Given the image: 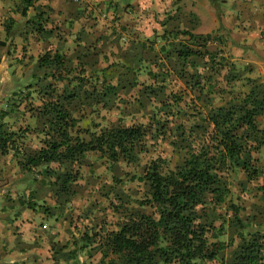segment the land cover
<instances>
[{"label": "trees", "instance_id": "1", "mask_svg": "<svg viewBox=\"0 0 264 264\" xmlns=\"http://www.w3.org/2000/svg\"><path fill=\"white\" fill-rule=\"evenodd\" d=\"M33 3L23 1L24 17ZM67 3L76 11L84 10L81 0ZM14 23L11 20L8 34ZM27 23L44 36L52 19L40 10ZM73 26L69 22L70 31ZM145 40L137 54L135 50L131 56L117 53L113 63L101 70H88L83 55L70 58L48 52L39 57L34 83L21 92L27 102L32 99L28 106L34 128L10 131L4 123L7 112L0 114V159L12 156L21 173L17 184L34 182L27 187L29 198L21 190L17 200L34 210L43 190L51 188L66 197L61 198L63 209L70 202L67 198L78 193L83 177L80 168L89 156L112 172L122 163L138 170V158L150 156L142 171L127 180L144 185V197L132 200L135 205L131 207L125 193L112 200L103 186L101 197L106 198L107 210L117 216L116 221L112 228L107 229L104 222L84 231L72 243L70 257L76 259L78 253L96 248L102 264H224L223 255L235 242L224 240L229 217L235 220L240 242L228 264H264V232L253 221L242 219L244 209L231 183L243 174L248 192V186L259 182L264 172L259 157L264 150V85L238 69L225 53L222 37L169 28L164 35ZM170 54L182 62L180 72L164 67ZM116 67L126 74L117 84L108 77ZM145 76L153 84L140 80ZM181 81L186 85H179ZM127 84L133 94L144 88L142 95L156 98L153 113L146 122L135 120L127 126L122 121L126 113H117V125H112L100 111L109 108ZM205 98L207 106L200 105ZM139 100L131 99L134 107ZM35 101L40 102L38 107ZM12 105L18 110L21 103ZM31 133L40 139L36 149L29 145ZM161 144L179 154L180 161L174 164V159L164 157L158 151ZM112 178L115 190L122 186L116 175ZM17 200H4L11 212ZM42 209L52 216L46 206Z\"/></svg>", "mask_w": 264, "mask_h": 264}, {"label": "crops", "instance_id": "2", "mask_svg": "<svg viewBox=\"0 0 264 264\" xmlns=\"http://www.w3.org/2000/svg\"><path fill=\"white\" fill-rule=\"evenodd\" d=\"M44 1L49 4L53 2L52 9L58 10L54 12L53 9L50 13L52 23L46 27L49 31L47 35L40 36L36 31L31 30L33 29L32 24L31 29L29 24L26 26L27 29L19 31L17 35L14 34V31L8 34L6 29L11 19L7 25H5V21L1 22L4 28H1L0 41L5 42V45L0 46V92H2V98L6 100H1V102H5L9 108L5 113L8 117L4 118L6 124H9L7 119L11 118L12 114L23 110L26 105L32 102V99L27 102L23 97L26 86L21 88V82L26 77L22 76L25 72V65L31 64L29 69L32 72L28 78L35 80L33 71L37 70L39 57L45 53H61L70 58L83 55L82 63L87 66L88 70L96 68L101 70L113 63V55L123 53L131 56L134 50L137 54L138 47L145 45V38L164 35L169 28H186L196 34L213 35L217 30L218 15L220 14L214 9L215 4L213 5L212 0H209L210 3L199 0H81L84 5L83 11L72 9L67 0H42V2ZM234 2L235 11L240 15L235 17L232 13L226 16L222 14L223 24L219 30L232 32L233 30L230 29L236 28L238 33L233 34V37H236L233 45L225 47L223 44L224 50L236 55L237 61L240 60L245 64L243 68L237 65L240 71L264 85V0H234ZM57 4L59 7H54ZM35 8L34 16L40 12L38 6ZM49 10L51 11V9ZM28 14L32 13L28 12ZM231 15L233 17L229 18ZM34 16L28 17L27 15V22L34 19ZM170 17L172 19H169ZM238 17L241 18L238 19ZM167 20L170 22L167 23ZM72 21L74 26L70 31L68 26ZM138 37L141 39H134ZM222 39L226 40L224 37ZM25 50L28 52L26 53ZM86 53L88 57H86ZM235 60L233 59L236 63ZM19 86L21 87L16 88ZM22 91L23 93H21ZM13 102L21 103L18 110L12 105ZM35 105L38 107L40 102L35 101ZM12 108L14 111L10 112ZM30 120L32 121L31 116L27 115L25 118L27 125L23 127L20 125L21 122L17 128H8L15 132L21 128L33 129L35 125L31 126ZM33 135L31 133V136ZM29 142L31 141L29 140ZM35 144L38 146L30 145L32 149L40 146L39 138L35 140ZM259 181L264 182V172ZM19 191L21 189H16V193ZM30 191L27 189L23 192L27 199L30 196ZM43 191L44 194L42 193L37 201H41L45 206L49 195L45 190ZM6 197L12 198L10 195ZM23 205L24 201L19 203L18 200L13 204V209L19 211L15 214L17 221L14 223L11 218L6 223L5 219L12 216V212L9 209L10 205L7 202L3 203V209L7 211L3 210L5 215L2 217L3 219L0 218L2 236L0 249L2 253L5 256L17 258L11 261L13 264H26L29 260H32L33 264H67L72 258L70 252L74 249L70 244L71 229L66 228L69 237L67 235L68 238L63 239L64 233L60 228H57L63 223L61 220L48 218V213L44 209L35 212L37 214L35 215L29 211L31 209L26 210ZM9 213L11 214L8 215ZM35 216L43 219V223L37 225L34 222ZM49 220L54 221L51 228L53 227L56 231L50 230L46 223ZM83 255V252L77 254L76 264H79ZM62 256L64 258L61 260Z\"/></svg>", "mask_w": 264, "mask_h": 264}, {"label": "rangeland", "instance_id": "3", "mask_svg": "<svg viewBox=\"0 0 264 264\" xmlns=\"http://www.w3.org/2000/svg\"><path fill=\"white\" fill-rule=\"evenodd\" d=\"M58 1H61V0H58ZM199 1L200 2L207 1L208 3H210L209 0H199ZM212 2H213V5L215 4V8L214 7L213 8L217 12L220 13L218 15V26L216 28L217 30H215L214 32L215 34L213 35L216 37H224L227 41L223 39V44H225V47H227V45L229 47L233 45V41L236 38V37H233V34H236L238 32H236L237 31L236 28L230 29V30H233L232 32L223 31V29L219 30L221 29V26L223 24V21L221 20V18L223 15L226 16L229 13H232L233 15H235V17H237L238 15H240V13H237L235 11L234 0H212ZM52 3L49 4L46 1L42 2V0H34L33 8L29 10V13L31 12L32 14L30 15L33 17L36 12L35 7L37 6L40 8L39 10H44L46 11V13H49V14L53 11V9H54V12L58 11L55 8L52 9ZM23 6H24L23 0H0V32L1 34H2L1 28L2 29L4 28V25H2L1 22L5 21V25H7L9 24L8 22L10 21V19L15 22L13 24L14 34L17 35L19 31L27 29L26 26L29 25L27 23V19L30 15L28 14V17H24L22 15L21 9L23 8ZM54 7L58 8L59 4H57ZM49 9H51V11ZM230 17H233V16L231 15L229 16V18ZM239 18L241 17H238V19ZM210 19L212 18L210 17ZM29 27L31 29V24ZM213 46L216 47V45H213ZM213 46L211 47V49L215 50L214 49L215 47L213 48ZM28 50H29V47H28ZM28 50L27 51L25 50V52L27 53ZM225 53L227 55H230L233 59H236L235 61L240 68H243L245 66V64L243 62H240V60L237 61L238 58L236 55L230 54L227 51H225ZM175 56L176 55L174 54H170V56L165 59L164 67L166 69H173V71L180 72L182 62L179 59H177V57ZM30 65L31 64L27 66L25 65V72L23 73L22 77L23 78L26 77V78H24L21 82L22 87L19 86L16 88H20V87L24 88L25 86L33 82L32 79L28 78L29 77L28 75L32 72V70L29 69ZM33 72L35 73L36 70ZM109 72H110L108 74L109 80H111L115 84H117L118 79L126 77L125 72H122L121 69H118V68L112 69ZM140 80H142L143 83H147L148 85L153 84L152 81L147 79V76L140 78ZM173 83L176 84V81H174ZM179 85H186V84L185 82L181 81L179 82ZM0 88H1V84H0ZM130 89H131L130 85L127 84V87L119 92L120 94L119 96L116 97V100L114 101V103L109 105V108L100 111L102 115H105L106 118L108 117V119L111 121L109 122L112 125H117V122H118L117 113H126L127 117L122 118L124 126L131 124L135 120L140 121V122H146L148 119V116L153 113V106L156 103V100H155L156 98L147 99L145 95H142L141 90H145L144 88L140 90L139 94H136V93L133 94L132 90ZM181 89H184V86ZM1 93L2 92H0V114L2 112H8V109H9L8 105L5 102H1V100L6 101L4 98H2ZM163 93H165L164 89H163ZM163 93H162V98H163ZM135 97L137 99L138 98L140 99L138 102L139 105H137V107L136 106L134 107L133 102L131 101V99ZM141 99H143L142 103H141ZM215 104H218V102H215ZM200 105L207 106L206 98L204 99V102H202ZM88 112L90 113V111ZM29 113H32V112L30 111V107L26 105L23 110H19L16 113L12 114L10 116L11 118L7 119V121L10 124V127L17 128L20 125H22L23 127L27 125L25 123V118L27 117V115H30ZM131 116H134V117L132 118ZM21 122L22 124L19 125V123ZM30 124H33V121L30 120ZM30 137H31L30 143L32 144V146H38L35 144V140H38V138L35 135L30 136ZM158 147H159L158 151L161 152L164 155V157H169V158L174 159V164L180 161L181 157L179 156V154L172 152V149L169 148L167 144H164V145L161 144ZM151 156H156V155L155 153H153L151 154ZM149 157L150 156H144L142 158L140 157L141 159L138 158V164L141 165L140 169L138 170L137 169L135 170L133 167H130L122 163L117 166L114 172H112L107 169V166L103 164L101 160L97 159L93 155L89 156L88 159H86V161L80 168V173L82 174L83 177L80 178V181L78 182V186L76 188L78 193L72 199L67 198V201L69 200L70 202L69 203L67 202V205L63 209H61V205H60L61 198H63L64 200L66 197H63L60 194H57L55 189L52 190L50 188L51 190L50 189L49 191L47 190L46 194L49 196H48V201L45 202V206L48 208V211L52 209L51 210L52 216L48 218H58L59 220L60 218H63L62 220L64 221L62 222L64 224L62 223L61 226L57 227V228H60L62 232L64 233L63 239H66L69 237L66 231L67 227L71 229L72 231V235L70 237V244L72 245V247H74L72 244L74 240L81 239L84 231L86 230L90 231V229L94 228L96 225H100L101 223L105 222L107 223L106 225L107 229L112 228L113 225L111 224L112 223L114 224L117 216L115 217L110 212V210H107L109 206H108V203L106 202V198L101 197L102 187L103 186L107 187L105 191L106 193H108L110 198H112V200L113 198H115L116 200V198L119 197L118 194L122 195V193H125V195L131 198V203H132L131 207H133V205L135 204L134 202H132V200L136 201L138 199H141L142 197H144L147 190L144 185H140L137 183H131L127 180L135 176L136 175L135 172L138 173L142 171L143 166L145 165ZM11 158H12L11 155H9L7 157L1 158V161H0V197H1L0 198V218L1 219H3L2 217L5 215V213L3 212V203L5 202L4 200H6V198H10L6 196L10 195L13 199L17 200L19 197H18V193H16V189L22 186L21 190L24 192L27 189L29 184L31 186L34 184V182L32 183V181L30 183L29 181H24L23 183L17 184L21 176H20V172L18 171V168L16 167L15 161H13ZM260 164L262 168L264 169V150L260 156ZM114 175H116V177L122 181V186L118 185V189L116 190L114 188L116 185V182L113 181V178H112ZM232 180H233V182H231L232 186L234 185V190H233L234 197L238 199L239 201L238 205H241V207H243L244 209V212L242 214V219L250 221V222L253 221L254 223L257 224V226H261V231L264 232V182L259 181V182L251 183L248 186L250 191L246 192L245 186L247 185L248 182L246 181L243 174ZM255 183H257L256 184L257 186L254 188ZM49 185H50V182H49ZM261 187H262V190L259 191V188ZM235 198H234V201H235ZM124 201H126V198H124ZM94 202H96L98 206L96 210H94V207H93ZM38 206L39 207L34 209L35 211L29 210V208L27 207H26V210H29L31 213H34L35 215H37L36 214L37 211L43 208L44 203H42L41 201L40 202L38 201ZM56 208H59V209H56ZM96 211L97 213H95ZM130 211L132 213H136L135 211L132 210V208L130 209ZM18 212L19 211L14 210L12 212V216L8 217V219H5L7 221L6 223H8V220L11 218L15 223V221L17 220L14 217H16L15 214H17ZM220 213L223 214L224 211L221 209ZM10 214L11 213H9L8 215ZM65 219H68V220H65ZM227 219L228 221H227L226 226L228 230L225 235L226 237H224V240L228 242H231L232 240H234L235 242H234V245L223 255L224 260H225L224 264H228L230 262L231 255H232L231 252L237 248L240 242L236 236L237 227H236L235 220L229 217ZM34 222L37 225H39L43 223V219H41L39 216H35ZM46 223H48L50 230L56 231V229H53V227L51 228V226L54 225L53 220L46 221ZM220 224H221L220 222L216 223L217 226H219ZM0 242H2L1 232H0ZM88 250L91 253L88 251L85 252L83 257H81L82 259L78 263L79 264H102L101 255L100 253H98L96 248H93L91 250L88 249ZM63 258L64 256L61 257V260ZM16 259L17 258H15L14 256H5L2 253V250L0 249V264H13L11 263V261L16 260ZM75 260L77 261V259L72 257L70 261L67 262V264H76ZM26 264H33V262L32 260H29L26 262Z\"/></svg>", "mask_w": 264, "mask_h": 264}]
</instances>
